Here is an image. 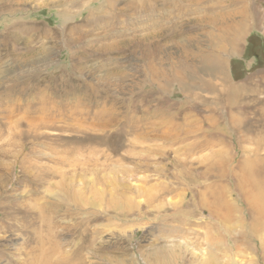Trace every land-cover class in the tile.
Listing matches in <instances>:
<instances>
[{"label":"rangeland","instance_id":"1","mask_svg":"<svg viewBox=\"0 0 264 264\" xmlns=\"http://www.w3.org/2000/svg\"><path fill=\"white\" fill-rule=\"evenodd\" d=\"M263 69L264 0H0V264H264Z\"/></svg>","mask_w":264,"mask_h":264},{"label":"crops","instance_id":"2","mask_svg":"<svg viewBox=\"0 0 264 264\" xmlns=\"http://www.w3.org/2000/svg\"><path fill=\"white\" fill-rule=\"evenodd\" d=\"M250 80H252L253 82L257 80L258 86L260 88H263L264 87V69L245 76L244 85L246 82L247 84H249ZM256 91H257V94H260L259 103H261V105H264V92L258 89H256ZM259 110L263 114L262 116L261 115L259 116V119H264V106L260 107ZM255 125L256 127L253 129V134H252L253 138L251 139V141L254 144L253 145L246 144L243 149L246 152L243 154L244 156L240 160L241 165H242V171L240 172V174L242 175L243 178L247 176L252 177V182L250 183L253 185V190L255 192H256L255 186L257 185L260 187L259 188L260 191L264 192V153L262 154V152H264V122L261 125L263 128L259 126L260 125L259 121ZM248 148L249 150H246ZM257 152H260L261 154H257ZM253 213L255 216L259 215V213L255 211V209L253 210Z\"/></svg>","mask_w":264,"mask_h":264},{"label":"bare ground","instance_id":"3","mask_svg":"<svg viewBox=\"0 0 264 264\" xmlns=\"http://www.w3.org/2000/svg\"><path fill=\"white\" fill-rule=\"evenodd\" d=\"M206 85H208V83L206 82ZM114 188V187H113ZM112 188V189H113ZM211 188V187H210ZM209 187H207V190L208 192L210 191ZM166 189V188H165ZM206 190V192H207ZM134 191V190H133ZM138 191V190H137ZM136 191V192H137ZM162 192V191H161ZM211 193V191H210ZM217 194V193H216ZM161 195V194H160ZM157 197V196H156ZM256 197V196H255ZM258 198V197H257ZM248 199V198H247ZM251 199V198H250ZM253 199V198H252ZM258 200V199H257ZM263 200V199H262ZM261 201V200H260ZM250 202V201H248ZM259 202V201H258ZM203 203L205 204V206H207V208L214 212L219 218L222 217V219H224V212H223V203H222V199L220 197V195H217L215 198L213 197L211 200H204ZM227 205V204H226ZM261 205V204H260ZM257 206V205H256ZM262 208H263V211H264V200L262 201ZM260 206V208H261ZM129 207V206H128ZM228 208V207H227ZM262 208H261V211H262ZM225 210V208H224ZM229 210V209H227ZM259 210V209H258ZM232 213V212H231ZM96 221V220H95ZM222 221V220H221ZM258 221V220H257ZM92 222V221H91ZM93 223V222H92ZM262 223V222H261ZM263 225V224H262ZM258 227V226H257ZM93 229V228H92ZM97 229V228H96ZM254 229V228H253ZM257 230V229H256ZM264 230V228H263ZM86 231V230H85ZM261 231V230H260ZM87 232V231H86ZM89 232V231H88ZM222 232V231H221ZM91 233V236H89L88 234H86V236L88 235V237L86 238L87 239V246H90V245H93V243L95 244L94 242V238H95V235L97 234L95 231L93 232H90ZM259 233V232H257ZM79 235V234H78ZM82 236V235H81ZM84 238V237H83ZM209 239V238H208ZM80 240V239H79ZM83 240V239H82ZM208 242L211 241V239L207 240ZM84 242V241H83ZM82 244V243H81ZM78 245V244H77ZM264 245V244H263ZM82 248L83 247H76V249L74 250V253L73 250L71 252V256L68 257V256H63V258L61 259L62 261H60V263L58 264H84V260L83 262L80 261V257H81V251H82ZM239 248V247H237ZM263 248V246H262ZM89 249V248H88ZM264 249V248H263ZM165 249L163 247H159L157 249H155L152 253H154V260L157 264H163L165 262L164 258H163V253H164ZM237 251V250H236ZM260 251V250H259ZM262 252H264L262 250ZM261 253V252H260ZM225 255H229V254H226V251L224 249H222V246H220V244L216 241L215 242V245L214 247L211 246V243L206 251V255L203 257V264H221L222 263V260L224 258ZM83 256V255H82ZM166 259V258H165ZM79 260V262H77ZM45 262V261H43ZM86 262V261H85ZM247 263V261H246ZM90 264V263H89Z\"/></svg>","mask_w":264,"mask_h":264}]
</instances>
